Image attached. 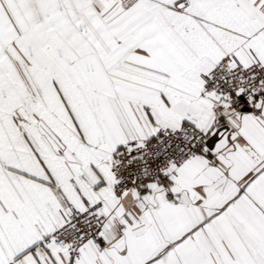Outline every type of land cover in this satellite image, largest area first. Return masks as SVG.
Returning a JSON list of instances; mask_svg holds the SVG:
<instances>
[{
  "label": "snow or ice",
  "instance_id": "1",
  "mask_svg": "<svg viewBox=\"0 0 264 264\" xmlns=\"http://www.w3.org/2000/svg\"><path fill=\"white\" fill-rule=\"evenodd\" d=\"M0 264H264V0H0Z\"/></svg>",
  "mask_w": 264,
  "mask_h": 264
}]
</instances>
